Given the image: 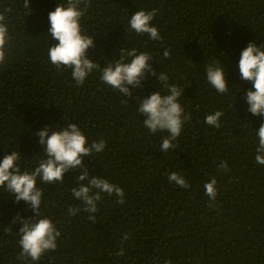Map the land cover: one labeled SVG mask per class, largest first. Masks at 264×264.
<instances>
[{"label":"trees","instance_id":"16d2710c","mask_svg":"<svg viewBox=\"0 0 264 264\" xmlns=\"http://www.w3.org/2000/svg\"><path fill=\"white\" fill-rule=\"evenodd\" d=\"M66 3L29 0L26 8L24 0H0L9 35L0 63V160L16 151L21 172H31L46 158L36 133L76 123L87 144L106 142L102 152L83 158L89 176L122 188L125 202L102 193L98 211L90 214L72 192L86 183L77 180L81 169L66 173L63 182L38 178L41 217L61 235L55 251L33 262L21 258L22 224L13 220L34 213L0 187V264H264V166L255 160V131L264 117L248 111L246 93L254 88L239 72L242 50L250 42L264 47V0H89L80 21L82 33L94 37L89 58L105 67L122 49L136 48L151 55L157 75L184 88L178 102L191 118L166 153L159 149L169 134L151 133L137 110L138 99L158 90L168 94L155 76L123 97L102 82L100 70L77 85L70 68L50 62L49 47L58 41L48 32V13ZM153 9L161 40L129 28L134 12ZM213 62L225 68L226 94L207 81ZM215 111L223 113L219 128L205 123ZM222 161L230 171L218 167ZM173 172L190 187L169 182ZM212 178L217 196L209 208L204 185ZM70 207L80 211L70 215ZM121 249L124 255H117Z\"/></svg>","mask_w":264,"mask_h":264},{"label":"clouds","instance_id":"9594fccd","mask_svg":"<svg viewBox=\"0 0 264 264\" xmlns=\"http://www.w3.org/2000/svg\"><path fill=\"white\" fill-rule=\"evenodd\" d=\"M88 6L89 0H67L66 5L57 4L55 10L48 13L50 24L48 32L52 39L58 41L49 47L50 62L57 69L70 68L72 78L77 85H82L94 70H100L102 82L118 91L123 97H131L132 88L143 87L149 74L155 76L160 85L167 89L168 94L162 95L158 90L143 99H138L137 110L144 115L143 125L151 133L167 132L169 134L162 139L159 150L166 153L170 149H175L176 144L173 141L180 136L183 124L191 118L190 114L184 113L183 107L178 102L184 88L169 85L167 74L157 75L153 70L151 55L147 52H138L136 48L122 49L119 60L105 67H101L99 63L89 58L88 50L95 46L94 37L84 35L80 24ZM24 7L29 8V0H24ZM155 16V9L134 12L129 21L130 30H134L138 35L147 34L151 40H161L158 28L152 24ZM4 20L5 16L0 14V63L5 61L6 45L9 40L8 28ZM163 55L168 58L170 50H165ZM129 57L130 61L126 62ZM239 72L240 78L251 82L254 88L246 93L248 111L255 116L264 117V47L250 42L241 52ZM206 78L218 93L228 92L229 85L224 66L220 67L217 62L210 63L206 68ZM222 115L220 111L208 114L205 123L219 128ZM255 132L258 137L255 160L259 165L264 166V121ZM36 136L39 138V144L46 158L42 159L33 171L21 172L18 164L21 154L16 151H12L0 160V187L5 188L14 197L15 202L24 201L28 204L34 213L30 218L25 219L17 215L13 220V223L22 224L18 231L21 258H30L33 262L39 261L46 252L55 251L57 238L61 235L52 220L41 217L40 207L43 193L37 187L38 178L48 184L63 182L66 173L81 169L77 180L86 181V183H79L78 187L72 189V192L75 198L84 204L83 210L90 214L98 211L97 202L101 200L102 193L109 197H117L118 204L125 202V192L122 188L102 177L89 176L87 167L83 163V158L90 157L93 151L96 153L103 151L106 147L104 140L87 144V137L76 123H67L66 127L57 126L55 131L45 126L36 133ZM218 167L225 172L230 171L227 161H222ZM168 179L169 182L181 188L190 187L186 179L176 172L171 173ZM216 184V179L212 178L204 185L205 194L212 201L208 205L209 208L214 207L215 204ZM79 211V208L70 207L68 209L70 215H75ZM88 218L95 222L94 215H89ZM122 238L126 241L130 237L128 233H125ZM116 254L122 256L124 250L121 249Z\"/></svg>","mask_w":264,"mask_h":264}]
</instances>
